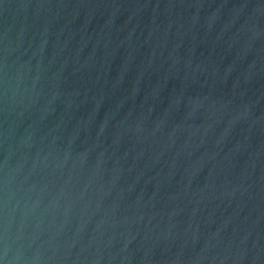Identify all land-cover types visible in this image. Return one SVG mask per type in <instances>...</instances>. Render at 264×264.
Segmentation results:
<instances>
[{
  "label": "water",
  "instance_id": "1",
  "mask_svg": "<svg viewBox=\"0 0 264 264\" xmlns=\"http://www.w3.org/2000/svg\"><path fill=\"white\" fill-rule=\"evenodd\" d=\"M0 264H264V0H0Z\"/></svg>",
  "mask_w": 264,
  "mask_h": 264
}]
</instances>
